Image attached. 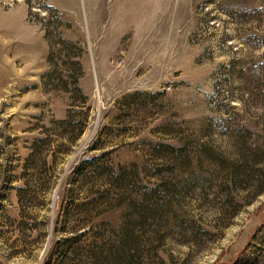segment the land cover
Listing matches in <instances>:
<instances>
[{"label": "rangeland", "instance_id": "rangeland-1", "mask_svg": "<svg viewBox=\"0 0 264 264\" xmlns=\"http://www.w3.org/2000/svg\"><path fill=\"white\" fill-rule=\"evenodd\" d=\"M47 3L85 47L92 116L26 186L32 145L72 101L42 86ZM0 8L38 34L25 61L0 31V264H264V0Z\"/></svg>", "mask_w": 264, "mask_h": 264}, {"label": "trees", "instance_id": "trees-1", "mask_svg": "<svg viewBox=\"0 0 264 264\" xmlns=\"http://www.w3.org/2000/svg\"><path fill=\"white\" fill-rule=\"evenodd\" d=\"M45 6L54 15H50L46 21L42 20L45 39L49 45L47 59L49 70L42 76V86L47 93L54 91L66 93L72 101L67 117L53 121L51 128H46L43 132L47 138H38L32 145L25 165L26 186L30 185V180L35 177L33 172L37 164L36 157L40 156L44 166L49 164L51 157L54 163H57L82 137L92 116V107L88 105L90 99L80 82L84 76L82 58L86 52L85 47L81 42L63 35L62 28L69 23L63 19L57 8L48 3ZM29 15L34 16L32 10ZM52 137L58 138L56 145H52Z\"/></svg>", "mask_w": 264, "mask_h": 264}, {"label": "crops", "instance_id": "crops-1", "mask_svg": "<svg viewBox=\"0 0 264 264\" xmlns=\"http://www.w3.org/2000/svg\"><path fill=\"white\" fill-rule=\"evenodd\" d=\"M0 15L3 19L0 22V31L7 32V38L10 44L15 46L19 58L25 61H33V55L38 45V34L24 24L20 11L14 10L8 13L0 8ZM9 17H12V19L8 20ZM17 30L21 31V34ZM109 60H111V57H109Z\"/></svg>", "mask_w": 264, "mask_h": 264}]
</instances>
